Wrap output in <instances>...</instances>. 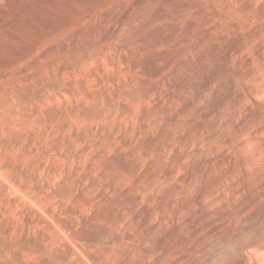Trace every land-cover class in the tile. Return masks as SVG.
<instances>
[{
  "label": "rangeland",
  "instance_id": "1",
  "mask_svg": "<svg viewBox=\"0 0 264 264\" xmlns=\"http://www.w3.org/2000/svg\"><path fill=\"white\" fill-rule=\"evenodd\" d=\"M211 13L210 0H0V264L177 258V237L166 256L152 249L172 235L166 191L189 199L196 166L223 152L187 126L209 122L196 105L211 97ZM143 207L165 215L139 237Z\"/></svg>",
  "mask_w": 264,
  "mask_h": 264
},
{
  "label": "bare ground",
  "instance_id": "2",
  "mask_svg": "<svg viewBox=\"0 0 264 264\" xmlns=\"http://www.w3.org/2000/svg\"><path fill=\"white\" fill-rule=\"evenodd\" d=\"M210 3L211 27L205 35L210 38L211 72L203 79L202 89L211 97L202 107L196 105L209 122L204 124L200 116V121L189 120L187 126L201 137L204 130L214 147L221 145L223 152L196 166L195 173L204 174V184L189 199L172 206L179 188L166 191L164 208L171 213L172 235L164 230L152 249L166 256L175 250L172 241L177 237L184 245L169 264H264V0ZM171 82L186 84L181 78L168 80ZM148 89L144 85L141 91ZM192 103L186 102L182 110ZM166 108L161 106V117L177 125L179 113L169 115ZM139 213L143 222L136 236L146 228L152 230L148 226L154 224L155 215H165L163 207H143ZM189 216L193 217L191 228H181L178 223ZM41 256L46 257V252ZM55 257L63 259L66 253ZM91 257L100 261L98 254Z\"/></svg>",
  "mask_w": 264,
  "mask_h": 264
}]
</instances>
